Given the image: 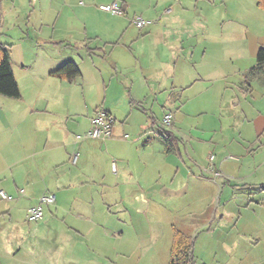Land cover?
I'll return each mask as SVG.
<instances>
[{
  "label": "crops",
  "instance_id": "1",
  "mask_svg": "<svg viewBox=\"0 0 264 264\" xmlns=\"http://www.w3.org/2000/svg\"><path fill=\"white\" fill-rule=\"evenodd\" d=\"M216 2L0 0L20 93L0 95V264H169L175 231L194 264H264V88L243 79L264 6ZM68 62L78 77L50 76ZM99 111L111 137L77 140ZM146 239L163 251L135 263Z\"/></svg>",
  "mask_w": 264,
  "mask_h": 264
},
{
  "label": "trees",
  "instance_id": "2",
  "mask_svg": "<svg viewBox=\"0 0 264 264\" xmlns=\"http://www.w3.org/2000/svg\"><path fill=\"white\" fill-rule=\"evenodd\" d=\"M257 5L263 7L264 0H257ZM50 76L72 81L79 76V70L74 63L68 62L50 73ZM243 76L246 85L253 80H259L264 88V48L258 49L254 66L248 69ZM0 95L10 99H18L20 97L19 89L11 70L9 54L3 46H0ZM193 244L194 239L187 238L175 231L170 250L169 264H194L192 254Z\"/></svg>",
  "mask_w": 264,
  "mask_h": 264
},
{
  "label": "built area",
  "instance_id": "3",
  "mask_svg": "<svg viewBox=\"0 0 264 264\" xmlns=\"http://www.w3.org/2000/svg\"><path fill=\"white\" fill-rule=\"evenodd\" d=\"M99 10L105 13H109L112 15H122L123 12L121 10V6L118 2H113L107 5H100ZM134 24L137 28L141 29L144 27L145 22L140 19L136 18L134 20ZM90 128L89 130L80 136H76L77 140H99L105 141L111 137V127H112V120L108 117L104 112L99 111L97 112L91 119H90ZM164 123L166 125L169 124V117L165 118ZM209 162L211 163L213 160V156H209ZM72 162H75V157H73ZM209 170L213 173L216 177L218 173H214V170L211 166H209ZM0 198L2 200H9V198L0 191ZM55 202V196L53 194H45L40 197L39 202L36 206L30 207L26 210V217L29 221H39L43 217V207L44 206H51Z\"/></svg>",
  "mask_w": 264,
  "mask_h": 264
},
{
  "label": "rangeland",
  "instance_id": "4",
  "mask_svg": "<svg viewBox=\"0 0 264 264\" xmlns=\"http://www.w3.org/2000/svg\"><path fill=\"white\" fill-rule=\"evenodd\" d=\"M221 2H222V0H217V2L215 4L216 7L219 8V9H220V7H222V4H223ZM247 5H249V4H247ZM219 9L218 10H214V13H216L217 11H221V9L220 10ZM7 31H8L7 29H6V31L4 30L5 33ZM4 32L2 31V34H4ZM15 33H17V31L13 30L12 31V35L15 34ZM232 78L233 77L230 76L226 80H230L231 81ZM243 78H244V76H243ZM189 119H190L191 122H197V121H202V120H204L206 118H205L204 115H200V116H191V117H189ZM114 212H118V210H114ZM125 213L126 212H124L123 214H125ZM127 213L130 214L129 211H127ZM132 213H136V212H132ZM162 244H163V240L162 239L160 240V244H159L158 240L157 241H152V239H150V240L146 239L144 242H140V243H137V244L135 243L134 244V250H135V252H134V259L135 260H134V262L136 263V261H137L136 259L142 254V252L145 249H149L150 251H154V250L156 251V250L159 249L160 253H161L163 251V248L160 245H162ZM141 263H143V262H141Z\"/></svg>",
  "mask_w": 264,
  "mask_h": 264
}]
</instances>
